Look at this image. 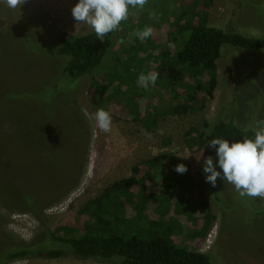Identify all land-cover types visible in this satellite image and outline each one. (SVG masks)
<instances>
[{
  "label": "rangeland",
  "instance_id": "rangeland-1",
  "mask_svg": "<svg viewBox=\"0 0 264 264\" xmlns=\"http://www.w3.org/2000/svg\"><path fill=\"white\" fill-rule=\"evenodd\" d=\"M77 2L25 0L15 9L0 3L1 243L39 244L59 227L83 228L84 205L141 166L144 182L138 185L146 196L135 205L150 222L128 221L115 227L117 233L143 238L147 228L154 237L209 255L211 264H264V199L240 197L232 184L219 178L211 187L205 182L203 162L208 156L215 161V151L187 146L191 128L206 131L219 121L257 130V122L264 121V50L221 47L214 98L200 111L185 114L167 113L177 96L157 69L182 48L174 44L169 56H159V49L165 51L169 44L166 36H188L175 32L188 20L264 39V0H147L143 9H129L102 62L69 79L60 72L58 37L93 31L73 19L71 9ZM145 27L152 28V35L141 41L137 32ZM153 58L159 61L155 66L149 64ZM151 72L160 76L155 87L145 89L138 78ZM92 77L110 86L105 107L93 102ZM185 81L178 91H189L191 80ZM98 109L112 117L107 133L95 121ZM140 112L147 124L134 120ZM151 160L152 165L146 163ZM181 163L188 168L184 174L174 171ZM114 214L128 217L127 212ZM5 264L117 260L67 256Z\"/></svg>",
  "mask_w": 264,
  "mask_h": 264
},
{
  "label": "trees",
  "instance_id": "trees-1",
  "mask_svg": "<svg viewBox=\"0 0 264 264\" xmlns=\"http://www.w3.org/2000/svg\"><path fill=\"white\" fill-rule=\"evenodd\" d=\"M176 23L177 20L174 19L172 24ZM116 31L107 34L103 42L97 40L94 31L78 36L60 34L56 53L62 59L60 71L62 75L69 79H76L97 67L111 49L112 38ZM175 32L181 33L180 35L185 32L188 36L176 38L175 34H172V37L167 35L168 49L166 48L165 51L159 49L158 53H161L159 55L161 57L169 56L172 53L169 52L172 45L182 44L179 51H173L174 54L176 52L175 57L173 55L172 59L167 58L165 63H159L153 58V61L149 63L153 62L152 66L159 63L157 69L164 72L162 75L167 78L169 85L173 86L177 97L171 98L173 106H170L167 113L174 115L200 111L206 101L214 98L213 92L217 79L216 61L220 57L221 47L228 45L242 50H264L262 38H251L239 32L208 27L206 23L200 21L188 20L179 31ZM141 58L144 61L148 59L145 56ZM186 79L191 80L189 86L186 85L189 91H178L180 82L183 86ZM101 80L98 77H92L90 93L95 95L92 98L95 104L98 106L103 104L105 107L106 98L111 91L109 84ZM199 93L202 94L199 95ZM140 115L141 113H138L134 120L146 121L144 120L146 118ZM150 122L154 123L155 120ZM142 123L147 124V122ZM205 126L207 127L206 124ZM213 138L254 140L255 131L243 130L233 121H219L206 131L199 132L191 128L187 133V146L190 149L209 148L207 144ZM166 156L175 158L173 155ZM155 160L158 159L155 158ZM155 160L146 163L152 165ZM170 166L171 164L167 163L166 167ZM132 172V177L114 182L98 197L84 205L80 212L83 228L59 227L48 233L47 239L39 244L10 246L3 245L0 241V264L25 258L56 260L67 256L99 261L114 259L117 260V264H211L209 255L180 247L170 239L154 237L147 228L143 229L145 232L143 238L135 235L125 237L117 233L115 227L125 225L128 221L141 219L150 222L146 215L140 213V206L135 205L146 196V192L138 185L144 182V178L140 177L142 167L136 166ZM26 196L27 201L33 198L29 194ZM31 205L32 211L37 212L34 204L31 203ZM116 212L122 214L127 212L128 217L126 218L125 214L121 218L117 217L114 214Z\"/></svg>",
  "mask_w": 264,
  "mask_h": 264
},
{
  "label": "clouds",
  "instance_id": "clouds-1",
  "mask_svg": "<svg viewBox=\"0 0 264 264\" xmlns=\"http://www.w3.org/2000/svg\"><path fill=\"white\" fill-rule=\"evenodd\" d=\"M25 0H0L7 7L15 9ZM147 0H78L72 7V17L78 23L91 27L97 40L103 42L104 37L119 29L121 22L129 16V9H143ZM152 35V28L145 27L137 32L143 41ZM159 73H141L139 82L145 89L155 87ZM95 121L104 132H109L112 117L104 109L95 113ZM257 130L253 139L227 140L213 138L207 144L215 150V161L208 156L203 162L205 182L211 187L217 186V179L232 184L240 197L264 199V121L257 122ZM179 174L188 171L185 164H177L174 169Z\"/></svg>",
  "mask_w": 264,
  "mask_h": 264
},
{
  "label": "crops",
  "instance_id": "crops-1",
  "mask_svg": "<svg viewBox=\"0 0 264 264\" xmlns=\"http://www.w3.org/2000/svg\"><path fill=\"white\" fill-rule=\"evenodd\" d=\"M141 113V112H140ZM202 253V252H201Z\"/></svg>",
  "mask_w": 264,
  "mask_h": 264
}]
</instances>
